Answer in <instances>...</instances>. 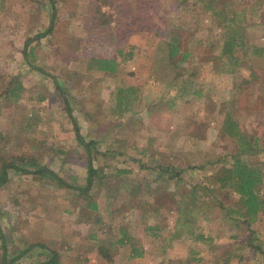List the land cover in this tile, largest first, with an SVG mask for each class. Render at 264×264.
I'll return each mask as SVG.
<instances>
[{
  "label": "rangeland",
  "instance_id": "rangeland-1",
  "mask_svg": "<svg viewBox=\"0 0 264 264\" xmlns=\"http://www.w3.org/2000/svg\"><path fill=\"white\" fill-rule=\"evenodd\" d=\"M222 3L226 5L220 14H212L209 7L221 9ZM98 5L110 15L109 22H102ZM52 17L51 30L39 37ZM228 17L245 41L243 69L235 73L223 68L219 58L208 57L221 52L227 34L223 19ZM146 21L155 23L157 31L148 29ZM133 23V28L141 27L128 35ZM171 25L179 33L181 52L173 60L182 73L173 80L160 71L158 79L150 72L151 62ZM29 37L33 39L25 49L31 52L24 58ZM129 44H134V56L120 62L116 72L86 67L88 55H110L115 47L125 50ZM260 47L264 0H0V167L12 160L29 170L46 165L73 185H62L47 174L7 168L0 185V264H38L53 250L59 264H162L164 258L159 257L165 256L159 254L177 238L172 230L177 205L185 203L180 190L187 192L197 181L213 185L216 172L244 145V140L223 130L225 117L247 138L264 134V56L254 51ZM184 51L188 56L182 58ZM13 79L26 90L19 99L4 90ZM130 84L135 86L130 102L119 106L117 89ZM31 90L46 97L40 101ZM60 90L80 133L92 141L95 172L89 189L86 148L75 136ZM162 147L175 150L173 155L184 165L180 179L164 185L152 170ZM241 156L264 178V152ZM117 167L124 170L119 175ZM214 193L225 205L239 204L231 189L216 188ZM90 199L97 216L83 215ZM206 202L196 204L190 218L182 211L185 222L195 227L190 242L203 248L198 253L203 259L189 264L216 263L226 251H239L229 264H264L263 253L237 248L250 229L258 234L257 241L264 239V216L253 223L240 215L231 220L218 204ZM232 205L226 207L228 212ZM120 225L145 245L148 260L131 261L124 246L113 249L114 262L107 250L104 259H94V242L87 234H94L95 243L116 240ZM178 244L166 257H172V264H185L186 256H181L187 242ZM17 255L21 256L10 262Z\"/></svg>",
  "mask_w": 264,
  "mask_h": 264
},
{
  "label": "trees",
  "instance_id": "trees-1",
  "mask_svg": "<svg viewBox=\"0 0 264 264\" xmlns=\"http://www.w3.org/2000/svg\"><path fill=\"white\" fill-rule=\"evenodd\" d=\"M208 0H206L207 2ZM262 0H256V3H261ZM193 2V1H192ZM195 2H193L194 4ZM209 4V2H208ZM207 4V5H208ZM255 4V1L253 5ZM225 3H222V5H217L221 9H218V7L214 8L213 6L209 5L211 8L212 14H220L222 11L223 6H225ZM260 6V5H257ZM207 7V6H206ZM97 11L103 16L102 22L106 23L110 20V15L105 13V11L101 10V5L97 6ZM249 9V8H248ZM248 9H245L248 10ZM225 13H231L230 9H226ZM53 17L51 18V21L45 31H42L39 33V37L47 34L49 30H51L52 24H53ZM148 21V20H147ZM145 22L146 27L148 29H152L154 32L157 31V25L155 23L151 22ZM244 21V20H243ZM242 21V22H243ZM138 22L135 21V24ZM140 25V24H139ZM138 25V26H139ZM224 28H226L227 34L222 39V47L221 52L219 54H210L208 57H215V60L218 58L219 61L223 64V68H226L228 71H232L233 73L237 72L238 70H242V64L244 62V56L245 51L243 50V45L245 44V41L243 39L244 34L242 33V30L238 27H235L234 20L230 17L223 19ZM134 23L131 25L128 31V35H130L132 32H134L137 28L135 27ZM171 25L169 27V34L168 36L162 38L158 45L155 47V57L151 62L150 72L155 74V78L159 79L160 71H167L171 75V79H175L179 74L182 73V71L175 68V61L173 60L176 58L179 53L181 52L180 49V42H179V33L176 29H173ZM35 38V37H34ZM33 38L29 37L24 41V47L22 49V54L24 58H27L28 53L31 52V50H26L25 46H27ZM134 44H129L128 48L123 50L120 46L115 47L113 53L110 55H98V54H90L87 57V65L86 67L91 70H100V71H109V72H116L119 68V63L122 61H126V59H131L134 56ZM255 52L260 53L264 56V47L255 48ZM188 56V51H184L182 53V58H185ZM34 68L41 70L40 67H37L34 65ZM56 85V83H55ZM59 89V87H57ZM135 87L133 85L120 87L117 89V95H116V101L117 104L120 106V104H128L130 100L128 99V95L134 92ZM5 93H9V95L13 96V99H19L23 95V93L26 91L24 85L21 83L20 80H12L11 83H7L5 87ZM33 95H36L38 100L44 99L46 96L43 95L40 91H33ZM61 96L64 100V106L66 111L68 112L76 138L80 143L84 145L86 148L87 156H88V162H87V186L85 189H89L92 184V178L94 175V167L90 155V145L92 141L88 142L84 139L83 135L79 131V127L77 125L75 117L72 115V110L69 105V101L67 100L66 96L64 95V92L60 90ZM7 96V95H6ZM135 99V98H134ZM133 99V100H134ZM222 128L227 134L230 136H234L238 139L244 140V145H240L237 148L236 154L233 155V160L231 163H227L220 167L219 172H216L215 174V180L216 182H213V185H210L205 182L197 181L194 182V185L189 188L187 192H184L183 190H180L179 196L185 200V203L183 202L177 205L178 208V215L176 219L175 227H172V230L175 232L176 242L182 243L187 242V254H186V263L189 264L190 262H200L203 258L199 252L203 250L202 247L198 245H193L190 241L191 238H193V232L195 227H190L189 222H185V212H182L184 210L187 211V216L190 218L193 214L190 210H193L194 206L196 204L205 205L207 204L206 201L211 202V204L215 205L218 204L220 207L223 208L226 212V218L231 220H234L236 215L242 216V218H245L248 222L253 223L260 217L264 216V178L261 173V171L258 170L252 163H249L247 161H244L242 156L245 153L253 152L256 150H260L261 152H264V140L262 139V136L264 134H255L252 135L251 138H247L246 135H244L241 131H239L236 128V123L234 120H232L230 117L226 116L225 120L222 123ZM246 138V139H244ZM250 139V140H249ZM163 148V147H162ZM163 152H160L162 157H160L159 162H156L154 165H152V170L156 169L158 172L156 174H159L158 179L159 183H163L162 185L166 184L170 179L176 180L180 179V174L184 170V165H182V158H175L176 152L175 150L170 148H163ZM105 150V148H104ZM101 151V152H104ZM146 150V149H144ZM143 150V151H144ZM174 154V155H173ZM175 158L176 163H172L171 159ZM135 159V157H134ZM137 160V158L135 159ZM156 160V159H155ZM139 161V160H138ZM36 162V161H35ZM34 162V163H35ZM11 167L14 169H20L23 171L33 172L35 174H47L62 184L66 186H73L69 183H67L62 177H60L54 170L47 167L46 165L38 166L34 170L25 169V167L17 165L13 160L9 162H2L0 167V185L3 184L7 178V168ZM118 168V167H117ZM124 171L121 168L116 169L115 174L119 175L120 172ZM157 181V179H155ZM148 184L152 181L148 179ZM146 184V182H145ZM147 184V185H148ZM200 185V186H199ZM198 186L202 189L201 191H197ZM216 188L220 189H231L233 192L238 194L239 204L238 206H233L232 204L225 205L218 199L217 193H214ZM166 191L168 188H165ZM173 194V193H172ZM199 194V195H198ZM203 195V196H202ZM165 197V194L163 195ZM202 197L203 201H198L197 199H200L199 197ZM180 199V198H179ZM176 200V199H175ZM182 201V199H181ZM229 205H232L233 207L228 212L226 210V207ZM179 206V207H178ZM88 211H83V215H89V216H95L92 213V210L97 213L98 210L96 208V204L91 199L87 202ZM183 215H182V214ZM97 216V215H96ZM185 224H189V226H185ZM250 226V225H249ZM155 228V227H152ZM158 228V227H156ZM120 235L117 238V242L120 244H124L125 242H128L130 244L128 246L129 248V257H136L143 254V247L139 246L138 244H135L134 241L136 240L134 237V234L130 232V229L122 227L120 228ZM203 233H200L199 236L202 237ZM257 233L253 231V229H250L249 234L246 236L245 240L239 241L237 248L241 249H249L251 254L255 255L258 253L264 254V239H260L257 241ZM87 236L94 238V234L92 232L88 233ZM0 237L1 241L3 242V232L0 228ZM197 237V235H194V239ZM210 238V236L208 237ZM187 239V240H186ZM113 240L110 238V244H113ZM126 240V241H125ZM2 243V253L3 257L6 252V248ZM41 244V243H40ZM244 244V245H243ZM245 247V248H243ZM236 253H239V251H234V253H229L226 251L224 256L221 258L220 261H215L216 263L211 264H229V259L232 255H236ZM21 255H17L15 258H11L10 262H14L19 258ZM242 256V254L239 255V257ZM238 257V258H239ZM8 262V263H10ZM38 264H59L58 260V254L55 250L52 251L51 256Z\"/></svg>",
  "mask_w": 264,
  "mask_h": 264
},
{
  "label": "crops",
  "instance_id": "crops-1",
  "mask_svg": "<svg viewBox=\"0 0 264 264\" xmlns=\"http://www.w3.org/2000/svg\"><path fill=\"white\" fill-rule=\"evenodd\" d=\"M130 85H132V84H130ZM135 87V86H134ZM77 151H78V149H76ZM66 161H67V159H66ZM67 162H69V161H67ZM122 227H127L126 225H124V226H122V225H120L119 226V231H120V228H122ZM103 229H106L107 227H102ZM71 231H72V233L74 232V230L71 228ZM95 231V230H94ZM119 235H120V232H119ZM136 239V238H135ZM89 240H92L94 243H92V246H93V248H95V254H96V256H94V259L96 258V260H99V259H104V256H103V253H104V251H108V253H112L111 255H114V253H113V249H116L117 248V246H124L125 247V249H126V252H127V256H126V258H128V259H131V261H133V260H138V259H144L145 261L146 260H148L149 258H148V255L146 254V249H145V245H143V244H138V243H136V240L134 241V243L135 244H138L139 246H142L143 247V254L142 255H140V256H136V257H129L128 255H129V248H128V246L130 245V244H128V242H125L124 244H120V243H118L117 242V239L116 240H113V244H110V239H106V240H102V242L100 243V241H98L97 243H95V241H96V239H92V238H89ZM126 241V240H125ZM167 245V244H166ZM170 247L169 248H167V250L166 251H164L163 252V254H159L160 256H165V257H159V259H163L164 258V262L162 263V264H172V257H170V260H169V257H166L167 255H166V252H171L170 251V248H173L174 247V249H176L177 248V245H181V244H178V242H176V241H173L172 240V243H169L168 244ZM99 247H101V249L99 248ZM187 251H185L184 253H183V255L181 256V258H183L184 256H186V253ZM156 253V252H155ZM170 254H173V253H170ZM116 258H115V257ZM114 256H112V259H113V262H114V260H116L117 259V255H114ZM165 260H166V262H165ZM169 260V261H168ZM102 261V260H101ZM168 261V262H167ZM161 264V263H160Z\"/></svg>",
  "mask_w": 264,
  "mask_h": 264
}]
</instances>
